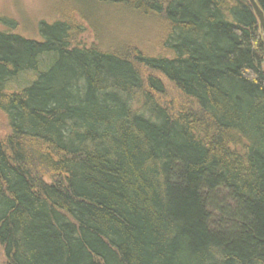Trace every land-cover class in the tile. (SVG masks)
<instances>
[{
    "label": "trees",
    "instance_id": "obj_1",
    "mask_svg": "<svg viewBox=\"0 0 264 264\" xmlns=\"http://www.w3.org/2000/svg\"><path fill=\"white\" fill-rule=\"evenodd\" d=\"M85 1L156 23L164 55L78 44L67 20L39 40L0 31L7 264H264V40L249 0ZM164 83L191 109L164 105Z\"/></svg>",
    "mask_w": 264,
    "mask_h": 264
},
{
    "label": "rangeland",
    "instance_id": "obj_2",
    "mask_svg": "<svg viewBox=\"0 0 264 264\" xmlns=\"http://www.w3.org/2000/svg\"><path fill=\"white\" fill-rule=\"evenodd\" d=\"M60 20L71 23L78 44H95L117 51L122 49L133 56L136 52L149 56L164 55L160 27L134 13L98 7L85 0H0V31L39 40L42 24L52 25ZM164 84L166 93L157 96L164 105L173 111L191 109L192 104L186 98L169 83ZM8 132L7 119L0 112V139L5 138ZM0 264H7L2 250Z\"/></svg>",
    "mask_w": 264,
    "mask_h": 264
},
{
    "label": "water",
    "instance_id": "obj_3",
    "mask_svg": "<svg viewBox=\"0 0 264 264\" xmlns=\"http://www.w3.org/2000/svg\"><path fill=\"white\" fill-rule=\"evenodd\" d=\"M249 2L258 18L260 28L262 31V35H263V40H264V13L262 9L260 8V6L258 5L256 0H249Z\"/></svg>",
    "mask_w": 264,
    "mask_h": 264
}]
</instances>
